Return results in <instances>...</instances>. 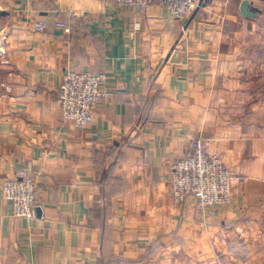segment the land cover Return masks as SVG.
Masks as SVG:
<instances>
[{"label": "crops", "instance_id": "0c3cea01", "mask_svg": "<svg viewBox=\"0 0 264 264\" xmlns=\"http://www.w3.org/2000/svg\"><path fill=\"white\" fill-rule=\"evenodd\" d=\"M241 1L181 21L156 2L0 0V170L31 174L37 202L15 218L0 193V264H264V111L243 112L222 75ZM69 68L104 73L111 91L84 128L61 121ZM197 137L236 176L225 206L173 201L171 166Z\"/></svg>", "mask_w": 264, "mask_h": 264}, {"label": "built area", "instance_id": "2783aa9c", "mask_svg": "<svg viewBox=\"0 0 264 264\" xmlns=\"http://www.w3.org/2000/svg\"><path fill=\"white\" fill-rule=\"evenodd\" d=\"M199 0H115L119 6L146 9L153 3L167 11L170 17L183 21L198 5ZM52 27L64 34L72 30V21L52 16ZM48 21L40 17L34 21L35 31H44ZM5 54V43L0 35V59ZM104 73L69 68L62 76L56 92L61 121L75 128L91 124L95 109L111 94L105 84ZM235 174L224 164L218 153H209L201 137L190 141V151L175 160L171 166L170 182L173 201L182 204L188 195L194 196L201 207H220L231 202ZM0 193L11 206L15 218L30 219L37 208L36 185L33 177L21 169L12 176H2Z\"/></svg>", "mask_w": 264, "mask_h": 264}, {"label": "rangeland", "instance_id": "374dc122", "mask_svg": "<svg viewBox=\"0 0 264 264\" xmlns=\"http://www.w3.org/2000/svg\"><path fill=\"white\" fill-rule=\"evenodd\" d=\"M254 8L253 15H245L244 19L230 25L235 45L224 57L222 74L225 80L239 84L243 94H247L245 101L238 104L243 112L264 111V4ZM260 121L263 124L264 118Z\"/></svg>", "mask_w": 264, "mask_h": 264}, {"label": "water", "instance_id": "95a60500", "mask_svg": "<svg viewBox=\"0 0 264 264\" xmlns=\"http://www.w3.org/2000/svg\"><path fill=\"white\" fill-rule=\"evenodd\" d=\"M204 1L205 0H199L197 7L203 5ZM248 3H249L248 0H242L241 1L240 11L242 12L243 15H248V14L249 15H253V13H254L253 11L255 10V8L254 7H249ZM194 12H195V10H194Z\"/></svg>", "mask_w": 264, "mask_h": 264}, {"label": "trees", "instance_id": "16d2710c", "mask_svg": "<svg viewBox=\"0 0 264 264\" xmlns=\"http://www.w3.org/2000/svg\"><path fill=\"white\" fill-rule=\"evenodd\" d=\"M193 15H194V14H193ZM192 17H193V16H192ZM72 31H73V28H72L71 32H72ZM71 32H70V33H71ZM70 33H69V34H70Z\"/></svg>", "mask_w": 264, "mask_h": 264}]
</instances>
